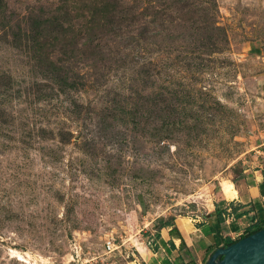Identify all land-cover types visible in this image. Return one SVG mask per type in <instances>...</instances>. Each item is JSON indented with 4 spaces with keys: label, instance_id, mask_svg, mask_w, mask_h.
Here are the masks:
<instances>
[{
    "label": "rangeland",
    "instance_id": "1",
    "mask_svg": "<svg viewBox=\"0 0 264 264\" xmlns=\"http://www.w3.org/2000/svg\"><path fill=\"white\" fill-rule=\"evenodd\" d=\"M263 131L264 0H0V264H153Z\"/></svg>",
    "mask_w": 264,
    "mask_h": 264
},
{
    "label": "crops",
    "instance_id": "2",
    "mask_svg": "<svg viewBox=\"0 0 264 264\" xmlns=\"http://www.w3.org/2000/svg\"><path fill=\"white\" fill-rule=\"evenodd\" d=\"M231 183L234 194L226 197L221 191L224 201L212 207L206 220L169 217L170 224L162 226L165 237L145 255L146 259L153 264H174L175 259L205 264L213 247L222 240L237 239L251 224L264 226V160L244 167ZM218 217L221 220L217 222Z\"/></svg>",
    "mask_w": 264,
    "mask_h": 264
},
{
    "label": "water",
    "instance_id": "3",
    "mask_svg": "<svg viewBox=\"0 0 264 264\" xmlns=\"http://www.w3.org/2000/svg\"><path fill=\"white\" fill-rule=\"evenodd\" d=\"M205 264H264V227L216 248Z\"/></svg>",
    "mask_w": 264,
    "mask_h": 264
},
{
    "label": "trees",
    "instance_id": "4",
    "mask_svg": "<svg viewBox=\"0 0 264 264\" xmlns=\"http://www.w3.org/2000/svg\"><path fill=\"white\" fill-rule=\"evenodd\" d=\"M220 220H221L220 217H218V218L216 219L217 222L220 221ZM169 224H170V222H169L168 220L164 221V223H163V225H169ZM262 227H264V226L261 225V224H255L253 229H251V230L247 229L246 232L243 233L242 235H240L237 239H239V238H241V237H243V236H245V235H247V234H250V233H252V232H254V231H256V230H258V229H260V228H262ZM172 229H173V227H171L170 231H171ZM237 239H235V240H237ZM235 240H222L221 243H219V244H217V245H215V246L213 247L212 251H214V250H215L216 248H218V247H224V246H226V245H228V244L234 242ZM212 251H211V252H212ZM219 258H220V256L217 257V259H219ZM174 262H175L174 264H190V262L185 263V262H183L181 259H179V260H178V259H175Z\"/></svg>",
    "mask_w": 264,
    "mask_h": 264
},
{
    "label": "bare ground",
    "instance_id": "5",
    "mask_svg": "<svg viewBox=\"0 0 264 264\" xmlns=\"http://www.w3.org/2000/svg\"><path fill=\"white\" fill-rule=\"evenodd\" d=\"M222 191L226 197H231L234 194V190L231 182H223ZM22 259V257H21Z\"/></svg>",
    "mask_w": 264,
    "mask_h": 264
},
{
    "label": "built area",
    "instance_id": "6",
    "mask_svg": "<svg viewBox=\"0 0 264 264\" xmlns=\"http://www.w3.org/2000/svg\"><path fill=\"white\" fill-rule=\"evenodd\" d=\"M260 138H261L260 145H264V131H263V133H262Z\"/></svg>",
    "mask_w": 264,
    "mask_h": 264
}]
</instances>
